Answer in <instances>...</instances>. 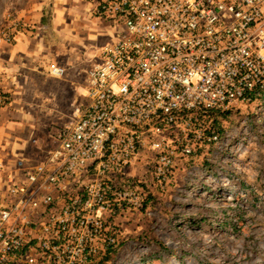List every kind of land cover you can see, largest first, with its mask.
I'll use <instances>...</instances> for the list:
<instances>
[{"label": "built area", "instance_id": "obj_1", "mask_svg": "<svg viewBox=\"0 0 264 264\" xmlns=\"http://www.w3.org/2000/svg\"><path fill=\"white\" fill-rule=\"evenodd\" d=\"M94 1L123 31L88 72L86 101L47 158L0 156V264H78L94 252L113 199L129 196H111L106 182H124L144 148L156 153L153 178L168 179L176 152L165 150V130L187 134L204 112L264 88V0ZM12 21L0 41H13L21 23ZM180 148L192 153L187 142Z\"/></svg>", "mask_w": 264, "mask_h": 264}, {"label": "rangeland", "instance_id": "obj_2", "mask_svg": "<svg viewBox=\"0 0 264 264\" xmlns=\"http://www.w3.org/2000/svg\"><path fill=\"white\" fill-rule=\"evenodd\" d=\"M13 16L5 0L0 32L8 28L4 17ZM115 34L95 49L86 73ZM86 92L69 118L86 101ZM226 111L214 141L207 134L215 129L213 118L207 116L191 121L187 134L180 125L165 130V150L176 152L168 179L153 178L156 153L144 148L125 170L124 182H106L111 196L119 191L129 196L113 199L94 252H82L78 264H264V100L235 102ZM50 123L49 139L40 140L46 154L64 122ZM186 142L192 153L182 156Z\"/></svg>", "mask_w": 264, "mask_h": 264}, {"label": "crops", "instance_id": "obj_3", "mask_svg": "<svg viewBox=\"0 0 264 264\" xmlns=\"http://www.w3.org/2000/svg\"><path fill=\"white\" fill-rule=\"evenodd\" d=\"M6 4L15 16L11 19L21 27L11 43L0 41V153L12 161L23 157L39 163L55 147L54 137L46 154L40 141L43 136L49 139L50 122L70 121L71 108L88 87L85 70L95 49L121 29L96 14L94 0H6ZM11 19L4 17L3 26L9 28ZM54 67L63 74H53Z\"/></svg>", "mask_w": 264, "mask_h": 264}, {"label": "trees", "instance_id": "obj_4", "mask_svg": "<svg viewBox=\"0 0 264 264\" xmlns=\"http://www.w3.org/2000/svg\"><path fill=\"white\" fill-rule=\"evenodd\" d=\"M255 100H264V88L254 93V99L252 101H255ZM204 114L210 119L213 118V127L215 128V129L210 128L207 131V134L211 136L217 133L216 135L218 136L220 133V132L218 133V130H217L218 121H219L218 118L226 116L227 111L226 110H210V111L204 112Z\"/></svg>", "mask_w": 264, "mask_h": 264}]
</instances>
